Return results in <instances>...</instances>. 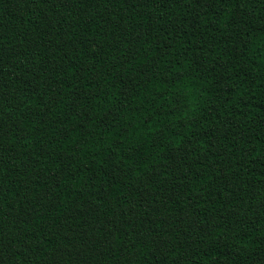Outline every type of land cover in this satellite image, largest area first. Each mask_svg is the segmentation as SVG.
I'll return each mask as SVG.
<instances>
[{"label":"trees","instance_id":"obj_1","mask_svg":"<svg viewBox=\"0 0 264 264\" xmlns=\"http://www.w3.org/2000/svg\"><path fill=\"white\" fill-rule=\"evenodd\" d=\"M0 264H264V0H0Z\"/></svg>","mask_w":264,"mask_h":264}]
</instances>
